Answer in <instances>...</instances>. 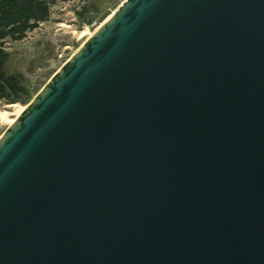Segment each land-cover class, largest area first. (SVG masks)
I'll return each mask as SVG.
<instances>
[{"label": "water", "instance_id": "water-1", "mask_svg": "<svg viewBox=\"0 0 264 264\" xmlns=\"http://www.w3.org/2000/svg\"><path fill=\"white\" fill-rule=\"evenodd\" d=\"M0 264H264V0H123L0 135Z\"/></svg>", "mask_w": 264, "mask_h": 264}, {"label": "rangeland", "instance_id": "rangeland-1", "mask_svg": "<svg viewBox=\"0 0 264 264\" xmlns=\"http://www.w3.org/2000/svg\"><path fill=\"white\" fill-rule=\"evenodd\" d=\"M50 2L47 21L28 32L19 41H8L4 46L9 53L4 70L21 79L28 98L23 96L11 107L0 101V114L9 113L8 118L19 107H25L48 79L67 61L87 39L83 31L93 32L123 0H45ZM83 7L90 14L79 16ZM94 13V14H93ZM88 15L91 23L83 19ZM8 128V123L0 118V135Z\"/></svg>", "mask_w": 264, "mask_h": 264}, {"label": "trees", "instance_id": "trees-1", "mask_svg": "<svg viewBox=\"0 0 264 264\" xmlns=\"http://www.w3.org/2000/svg\"><path fill=\"white\" fill-rule=\"evenodd\" d=\"M90 12L83 7L78 15ZM49 15L50 2L45 0H0V101L13 104L23 96H30L19 76L5 72L4 65L9 53L4 45L8 41L22 40L28 32L47 21ZM83 20L89 24L92 18L87 15Z\"/></svg>", "mask_w": 264, "mask_h": 264}, {"label": "bare ground", "instance_id": "bare-ground-1", "mask_svg": "<svg viewBox=\"0 0 264 264\" xmlns=\"http://www.w3.org/2000/svg\"><path fill=\"white\" fill-rule=\"evenodd\" d=\"M114 12V10L112 11ZM93 32L83 31L82 35H85L86 38L90 37ZM11 107H15V105H9ZM25 109V107H19L16 109V111L13 114V118H8L9 113L3 112L0 114V118L4 119L8 123V127L14 122V120L22 113V111Z\"/></svg>", "mask_w": 264, "mask_h": 264}]
</instances>
